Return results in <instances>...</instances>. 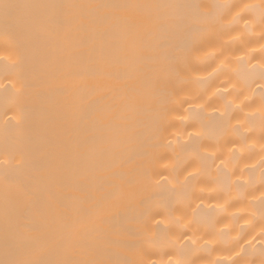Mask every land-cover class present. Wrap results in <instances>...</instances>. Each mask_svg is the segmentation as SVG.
I'll return each instance as SVG.
<instances>
[{
	"label": "bare ground",
	"instance_id": "6f19581e",
	"mask_svg": "<svg viewBox=\"0 0 264 264\" xmlns=\"http://www.w3.org/2000/svg\"><path fill=\"white\" fill-rule=\"evenodd\" d=\"M0 4V264H264V0Z\"/></svg>",
	"mask_w": 264,
	"mask_h": 264
},
{
	"label": "snow or ice",
	"instance_id": "6c2138e0",
	"mask_svg": "<svg viewBox=\"0 0 264 264\" xmlns=\"http://www.w3.org/2000/svg\"><path fill=\"white\" fill-rule=\"evenodd\" d=\"M0 7L7 8V7H8V5H7V4H0Z\"/></svg>",
	"mask_w": 264,
	"mask_h": 264
}]
</instances>
